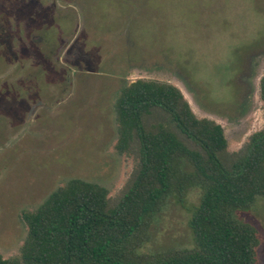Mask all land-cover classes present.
Returning a JSON list of instances; mask_svg holds the SVG:
<instances>
[{
	"label": "rangeland",
	"instance_id": "rangeland-1",
	"mask_svg": "<svg viewBox=\"0 0 264 264\" xmlns=\"http://www.w3.org/2000/svg\"><path fill=\"white\" fill-rule=\"evenodd\" d=\"M263 75L264 0H0V254L20 255L22 212L70 180L111 199L126 188L138 163L117 145L126 85L178 87L235 152L264 129ZM240 218L258 229L264 264V198ZM189 219L171 201L143 252L192 247Z\"/></svg>",
	"mask_w": 264,
	"mask_h": 264
},
{
	"label": "trees",
	"instance_id": "trees-1",
	"mask_svg": "<svg viewBox=\"0 0 264 264\" xmlns=\"http://www.w3.org/2000/svg\"><path fill=\"white\" fill-rule=\"evenodd\" d=\"M264 102V75L260 80ZM118 149L137 166L115 199L70 180L34 211H23L20 255L0 264H258V229L241 220L264 198V129L229 150L222 125L198 118L182 91L139 79L116 102ZM200 191L198 205L188 197ZM174 203L190 214V248L143 252L147 231Z\"/></svg>",
	"mask_w": 264,
	"mask_h": 264
}]
</instances>
